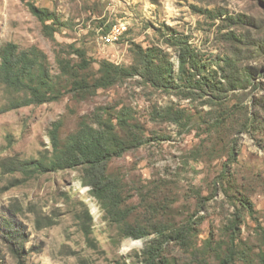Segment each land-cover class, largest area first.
<instances>
[{"label":"rangeland","instance_id":"1","mask_svg":"<svg viewBox=\"0 0 264 264\" xmlns=\"http://www.w3.org/2000/svg\"><path fill=\"white\" fill-rule=\"evenodd\" d=\"M48 10L56 44L27 5ZM119 28L111 44L105 37ZM7 44L46 57L50 91L66 87L57 56L77 79H99L105 62L133 71L106 89L67 88L57 101L10 110L19 96L0 85V264H209L227 254L238 214L234 264H263L264 7L257 0H0V54ZM85 53L89 69L67 48ZM163 81L153 88L145 64ZM177 112L176 121L163 119ZM83 120L112 127L125 143L109 163L119 182L133 240L110 222L82 182L81 168L27 172L21 163L49 159L50 132L61 144ZM112 125V126H111ZM233 154V157H232ZM240 201H248L252 214ZM91 217V220L89 219ZM201 222L184 245L166 234ZM159 245L155 262L147 259ZM208 247H210L208 249Z\"/></svg>","mask_w":264,"mask_h":264},{"label":"trees","instance_id":"2","mask_svg":"<svg viewBox=\"0 0 264 264\" xmlns=\"http://www.w3.org/2000/svg\"><path fill=\"white\" fill-rule=\"evenodd\" d=\"M264 7V0H257ZM32 16L38 19L41 23L46 21L60 23L55 19V15L48 10H40L33 5H27ZM45 35L55 43V47L63 49L56 44L53 33L47 25H44ZM76 55L80 64L78 67L89 65L85 53L67 47ZM57 62L60 65L62 77H66V87L61 90V87L50 91L51 75L44 54L35 47L24 50H19L14 44H7L0 54V85L12 94L19 96L10 102L9 109L14 110L21 107L41 105L52 101L59 100L65 93L68 87L78 92L106 89L122 78L133 76V71L130 69L119 68L105 62L101 63L99 79H95L92 83L87 80L77 79L76 68H71L70 65L57 56ZM140 63L145 64L143 71L144 79L153 88H163V81L157 74L151 70V62L145 58L140 59ZM169 119L176 122L181 116L175 112H166L163 119ZM112 126V125H111ZM60 125L55 124L50 132V144L52 155L49 159L39 160L38 162H24L21 167L27 172L44 173L56 170H74L81 168L82 182L87 186L91 195L104 207L107 219L117 225L122 226L123 235L133 240H139L148 235L142 227L127 225L125 220L129 215L128 210L121 208V193L119 182L107 174L109 163L114 158L121 157L127 150L135 146H140L142 141H128L125 143L112 127H95L92 123L83 120L79 124V128L75 134L70 136L64 144H61L58 137ZM233 157V154H232ZM247 206L248 211L252 214V206L248 201H240ZM91 220V217H89ZM201 219L197 221H188L187 224L177 231L165 235L171 241H179L186 245L191 240V234L199 225ZM240 217L237 214L233 223L229 227L231 233L230 246L228 252L224 255L219 264H234L233 257L235 249L233 246L240 233ZM262 238V262L264 264V230L261 231ZM210 247H208L209 249ZM10 252L16 258L17 264H23L21 256L14 249L10 248ZM159 252V245H151L147 250V259L151 263L155 262L156 255ZM191 259L195 264H209L207 260L201 257L199 249H193Z\"/></svg>","mask_w":264,"mask_h":264},{"label":"built area","instance_id":"3","mask_svg":"<svg viewBox=\"0 0 264 264\" xmlns=\"http://www.w3.org/2000/svg\"><path fill=\"white\" fill-rule=\"evenodd\" d=\"M121 35V32H120V29L119 28H116V31L115 32H112L110 35H108L107 37H105L104 41L106 43H112L114 42L115 40H117V38Z\"/></svg>","mask_w":264,"mask_h":264},{"label":"bare ground","instance_id":"4","mask_svg":"<svg viewBox=\"0 0 264 264\" xmlns=\"http://www.w3.org/2000/svg\"><path fill=\"white\" fill-rule=\"evenodd\" d=\"M116 31V28H113V32H115Z\"/></svg>","mask_w":264,"mask_h":264}]
</instances>
